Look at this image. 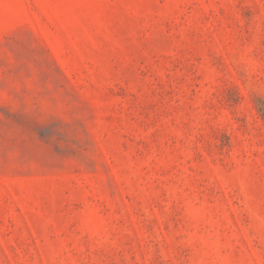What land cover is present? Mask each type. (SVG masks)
I'll list each match as a JSON object with an SVG mask.
<instances>
[{
  "label": "rangeland",
  "instance_id": "374dc122",
  "mask_svg": "<svg viewBox=\"0 0 264 264\" xmlns=\"http://www.w3.org/2000/svg\"><path fill=\"white\" fill-rule=\"evenodd\" d=\"M0 264H264V0H0Z\"/></svg>",
  "mask_w": 264,
  "mask_h": 264
}]
</instances>
